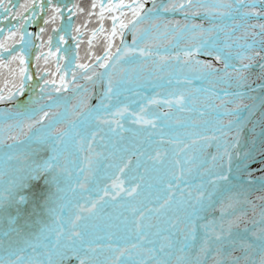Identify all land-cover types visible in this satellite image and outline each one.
<instances>
[{
    "label": "snow or ice",
    "instance_id": "obj_1",
    "mask_svg": "<svg viewBox=\"0 0 264 264\" xmlns=\"http://www.w3.org/2000/svg\"><path fill=\"white\" fill-rule=\"evenodd\" d=\"M148 2L0 0V103L15 105L0 110V131L11 120L14 133L11 144L0 136V148L21 162L0 187V264H264V0ZM177 13L182 21L163 19ZM41 16L53 25L47 41L46 28L27 31ZM93 23L89 62L80 63ZM99 44L103 55L92 51ZM195 79L211 86L197 92L219 101L213 134L166 138L191 93L142 90ZM69 84L73 93L99 87L95 107L69 109L67 98L53 97ZM156 185L167 194L153 198ZM77 189L73 208L67 192Z\"/></svg>",
    "mask_w": 264,
    "mask_h": 264
},
{
    "label": "bare ground",
    "instance_id": "obj_2",
    "mask_svg": "<svg viewBox=\"0 0 264 264\" xmlns=\"http://www.w3.org/2000/svg\"><path fill=\"white\" fill-rule=\"evenodd\" d=\"M82 3H84V5H90L91 4V0H81ZM24 0H15V3H23ZM46 2V0H45ZM61 2H63V0H61ZM128 2V1H127ZM209 2H211V0H209ZM71 3H75V0H71ZM129 3V2H128ZM157 4L160 3H168V0H156ZM152 4H151V0H149V2L146 4V8H151ZM97 11H99V9H97ZM43 16H41V18L39 20H37L36 24L42 25L43 24ZM129 19L131 18L130 16L128 17ZM76 19V18H74ZM163 19L164 20H183V15L182 14H164L163 15ZM82 17H80L79 19H76V23H82ZM195 23H201L202 21H200L199 19H196L195 21H193ZM15 22L13 21V24ZM4 25H0V27H3ZM12 26V25H9ZM44 27V26H43ZM98 27V25H96L95 23L91 24L88 26V30L86 32V34L82 37L84 43H82L80 45V49H79V53H80V63H88V58L86 53L88 52V45H87V40L89 39L90 36V31L92 28ZM105 27L110 29L111 28V21L107 20L105 21ZM144 27H147V25H144ZM205 27H208L207 24H205ZM125 40L128 44H131L132 42V36L130 33H127L125 36ZM34 43H36L34 41ZM115 44L117 46H119L120 41L119 39H117L115 41ZM69 45H72L74 47V43L73 41L69 40ZM68 45H64L62 47H67ZM34 50V48L32 49V51ZM93 52H95L97 55H103V45L99 44L97 46H95L92 49ZM115 51V49H114ZM161 51H163V49H161ZM171 51L172 55L176 54V51ZM203 59V58H202ZM34 61L31 60L30 66L34 65ZM75 66V65H74ZM78 71V70H77ZM98 71H103L102 69H98ZM5 76L7 77V73L5 74ZM2 80H4V78L2 77ZM68 81L71 80V70H70V74L68 76ZM80 84H84L86 83L83 80H79L78 81ZM157 83H163L164 87L163 88H159V89H154L152 87H146L145 89H143V94L144 95H152L155 96L157 92H161V93H165L167 94L169 91L172 90H179V91H183L186 93H191L190 98L187 99V103H186V108L184 112H176L174 113L173 116V120L171 122L170 125H173L175 123V118L176 116H179L181 118V120L183 121L182 124L178 125L175 123V126H172L174 128L168 127L165 129V133H166V138H173L175 139V137L177 135H179L182 139H187V136L185 135L186 133H203L204 135H208L211 136L213 134V127H214V121L216 119L219 118V113L217 111H213V108L216 104L219 103V101L216 100H210L208 99V93H205L204 91H199L197 92L196 89H211V86L204 81L195 79L193 80L191 85L188 84H184L181 83L179 85L175 84V81H173L172 85H168L167 81L164 80L162 82L158 81ZM91 87V86H89ZM99 87L93 88L92 91L88 94H83L80 92H76L73 93L72 91V85L69 84V90L68 91H61L60 93H55L53 92L52 95L54 98H56L57 96H59L61 99L63 98H67V107L69 109H71V107L74 104H78V103H85L86 105H91L92 107H95V105L98 103L94 93L98 94L99 92ZM85 95H93L94 98L92 100H86L84 97ZM205 95V96H203ZM217 95H223L222 92L217 91ZM92 96V97H93ZM196 97L198 98H202V99H197V101L195 102V100H191L192 98L195 99ZM195 102V103H194ZM198 102L200 104H198ZM6 108H15L14 104L11 103H0V110L6 109ZM193 108H199V112H195ZM163 110V109H162ZM191 111V112H190ZM203 112L205 113L204 116H201L200 113ZM9 123H13V121L9 120L5 123L4 125V129L2 131H0V136H2L6 142L8 144H11L12 141L11 140H7V136L10 134H14L12 132H10L7 129V124ZM193 124L197 125L195 127H193ZM249 127H251V125H249ZM218 134V133H217ZM201 143H203V140H201ZM212 146L211 147H206L204 149V155L207 157L209 163H211V156L215 155L217 152V148H216V142L212 141ZM162 147L164 149H167L169 151V154L171 155L172 152V146L168 143H165L164 145H162ZM102 148H97V151H102ZM9 150L7 148H0V187L3 188H7L13 179L14 176V172L13 169L18 168L20 166L21 162L16 161L15 159L9 161L7 159L6 153ZM222 151V148H221ZM87 154L86 151L84 154H77L79 156V160L78 163L83 164V155ZM105 162L101 161V164L103 165ZM198 182V181H197ZM71 187L75 188L76 187V183H75V179H73L72 183H71ZM181 187H184V185H181ZM157 189H159V192H157ZM78 193H79V189H77V194L74 195L73 192L69 191L67 192V197H68V203L71 207H75V204L78 200ZM146 194V193H145ZM159 194L161 197L166 195V189L161 187L160 185H156V188L152 191V197L155 198L156 195ZM177 197H179V192L176 193ZM82 203V201H80ZM149 206H158V205H152L150 204ZM49 223H51V221L49 220ZM73 264H75V262H73Z\"/></svg>",
    "mask_w": 264,
    "mask_h": 264
},
{
    "label": "rangeland",
    "instance_id": "obj_3",
    "mask_svg": "<svg viewBox=\"0 0 264 264\" xmlns=\"http://www.w3.org/2000/svg\"><path fill=\"white\" fill-rule=\"evenodd\" d=\"M128 2L130 3L131 1L130 0H128ZM50 25V24H49ZM48 25H44V28H46V31H45V33L42 35V39L44 40V41H47V38H48V36H49V34L51 33V29H52V27H53V25L51 26V27H47ZM33 27V29H35L36 30V27L37 26H32ZM39 27V26H38ZM47 49V47H45L44 48V50H46ZM34 51V50H33ZM38 50H35L34 51V53L35 52H37ZM33 53V54H34ZM32 61H35V56L33 55V59H32ZM72 70H76L75 69V66L73 65V68H72ZM6 73V71L4 70V73H3V71H2V74H0V88H2V87H4V83L5 82H3L2 83V77H3V75ZM69 74H70V71H69ZM69 76V75H68ZM52 78V77H51ZM66 79H68V77H66ZM33 82H35V78H34V81ZM93 96V95H92ZM94 97V96H93ZM93 97L91 98V99H93ZM202 98H205V97H202ZM202 98H198V97H196L195 99H191L192 101L193 100H195V102L197 101V99H202ZM194 102V103H195ZM198 104H200L199 102H198ZM175 124V123H174ZM171 145V144H170ZM172 146V145H171Z\"/></svg>",
    "mask_w": 264,
    "mask_h": 264
},
{
    "label": "flooded vegetation",
    "instance_id": "obj_4",
    "mask_svg": "<svg viewBox=\"0 0 264 264\" xmlns=\"http://www.w3.org/2000/svg\"><path fill=\"white\" fill-rule=\"evenodd\" d=\"M55 1V0H54ZM30 27V26H29ZM33 28V27H32ZM37 29V28H36ZM27 31L28 32H31V33H37V32H35L36 30L35 29H33V30H31L30 28H28L27 27ZM53 33H52V31H51V33L49 34V35H52ZM36 43L35 44H39L40 43V41L39 40H34ZM55 49H53V51H54ZM33 53H34V51H32V57H33ZM32 57H31V59H32Z\"/></svg>",
    "mask_w": 264,
    "mask_h": 264
},
{
    "label": "trees",
    "instance_id": "obj_5",
    "mask_svg": "<svg viewBox=\"0 0 264 264\" xmlns=\"http://www.w3.org/2000/svg\"><path fill=\"white\" fill-rule=\"evenodd\" d=\"M17 1V0H16ZM77 2H79V3H81L82 5H84V3H82V1L81 0H75V3H77ZM13 3H15V0H13ZM83 19H84V17H82ZM78 24V23H77ZM28 28H30L31 30H33V28H32V25H31V27H29V26H27ZM115 49V48H114ZM114 49H113V51H114Z\"/></svg>",
    "mask_w": 264,
    "mask_h": 264
},
{
    "label": "water",
    "instance_id": "obj_6",
    "mask_svg": "<svg viewBox=\"0 0 264 264\" xmlns=\"http://www.w3.org/2000/svg\"><path fill=\"white\" fill-rule=\"evenodd\" d=\"M156 89H159V88H156ZM194 111L199 112L197 109H195Z\"/></svg>",
    "mask_w": 264,
    "mask_h": 264
}]
</instances>
